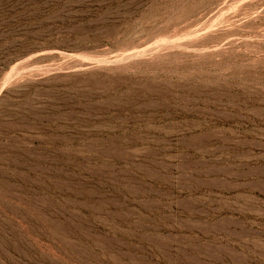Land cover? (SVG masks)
I'll use <instances>...</instances> for the list:
<instances>
[{
    "label": "rangeland",
    "instance_id": "obj_1",
    "mask_svg": "<svg viewBox=\"0 0 264 264\" xmlns=\"http://www.w3.org/2000/svg\"><path fill=\"white\" fill-rule=\"evenodd\" d=\"M0 264H264V0H0Z\"/></svg>",
    "mask_w": 264,
    "mask_h": 264
}]
</instances>
